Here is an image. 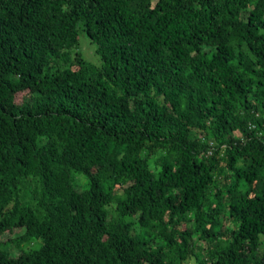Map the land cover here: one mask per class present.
<instances>
[{
  "label": "trees",
  "instance_id": "16d2710c",
  "mask_svg": "<svg viewBox=\"0 0 264 264\" xmlns=\"http://www.w3.org/2000/svg\"><path fill=\"white\" fill-rule=\"evenodd\" d=\"M263 244L264 0H0V264Z\"/></svg>",
  "mask_w": 264,
  "mask_h": 264
},
{
  "label": "rangeland",
  "instance_id": "374dc122",
  "mask_svg": "<svg viewBox=\"0 0 264 264\" xmlns=\"http://www.w3.org/2000/svg\"><path fill=\"white\" fill-rule=\"evenodd\" d=\"M78 50L81 52L82 57L85 60L89 61L90 63L99 65V63L101 62L100 55L95 52V44L83 31H81L79 34ZM74 180H76V182H78L79 184H83L85 182V178L82 175L81 176L75 175ZM263 248H264V244H263ZM187 264H197V263L194 259H191L188 261Z\"/></svg>",
  "mask_w": 264,
  "mask_h": 264
}]
</instances>
